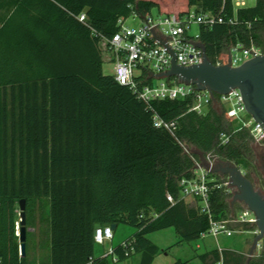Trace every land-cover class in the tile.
Listing matches in <instances>:
<instances>
[{
  "label": "trees",
  "instance_id": "trees-1",
  "mask_svg": "<svg viewBox=\"0 0 264 264\" xmlns=\"http://www.w3.org/2000/svg\"><path fill=\"white\" fill-rule=\"evenodd\" d=\"M223 2L0 0V264H28L27 242L22 256L17 235L22 198L27 210L32 200H49L50 264H115L95 254L97 223L135 226L114 254L119 262L139 253L137 264H153L160 246L150 233L174 227L177 243L192 242L209 230L211 217L227 218L241 208L231 203L227 187L217 186L226 175L210 174L209 212L199 199L178 200L179 180L213 151L219 163L239 166L255 185L252 172L263 169L264 153L253 146L249 129L232 119L219 94L205 114L190 110L192 95L146 103L104 73L100 41L119 29L120 17L153 8L182 15L193 8L226 18L200 25V42L214 64L224 63L237 44L264 51V0L251 7L226 0L224 9ZM82 12L86 22L79 20ZM155 113L178 122L176 136L154 125ZM223 133L229 135L224 144ZM198 257L205 264H264V254L249 257L225 247Z\"/></svg>",
  "mask_w": 264,
  "mask_h": 264
},
{
  "label": "built area",
  "instance_id": "built-area-1",
  "mask_svg": "<svg viewBox=\"0 0 264 264\" xmlns=\"http://www.w3.org/2000/svg\"><path fill=\"white\" fill-rule=\"evenodd\" d=\"M233 2L236 7L246 6L245 0H233ZM225 6L226 0H224L222 8L224 9ZM131 16H140L143 19V24L139 27L128 25L127 21ZM78 17L79 20L86 22L85 12H82ZM225 19L222 14L200 13L194 9L182 15L170 12L160 13L158 17H153L150 12L144 16L133 13L129 17H120L118 20L119 29L111 37L101 36L103 57L113 65L112 75L115 79L120 84L129 86L146 103L150 104L155 99H183L192 95L193 102L190 110L205 114L213 100L209 91L198 90L195 85L181 82V79L175 75L159 76L163 71L171 69L172 58L170 47L162 43L158 37L163 38L172 47L177 63H201L204 58V49L201 46L199 32L190 34L192 25L204 23L211 26L216 22H223ZM229 20L232 21L231 18ZM262 54L264 51L257 45L245 47L242 44H237L229 50L224 63L228 62L230 57L231 64L237 65ZM219 96L220 102L227 107L230 116L236 120L240 128L249 129L254 140L264 141L262 126L250 114H243L246 112V108L240 91L233 89L228 94H219ZM153 120L157 128L165 129L171 135L176 136L177 121L165 120L158 113L154 114ZM228 139L227 133L221 135V143H226ZM180 143L188 152L183 142L180 141ZM202 160L219 163L218 157L213 151L196 160L193 174L179 180L178 200L184 199L191 203L190 200L193 202L199 199L203 211L209 212L210 192L213 187L211 182L214 180L210 174L214 172L208 170ZM217 186L227 187V193L233 197L235 187L230 184L228 176L225 181L217 183ZM168 198L173 203L178 201L171 194L168 195ZM240 204L241 208L232 211L227 218L214 219L211 217L209 230L203 232L201 236L212 235L217 238L220 234L232 236L235 233H244L247 231L244 227L245 224L255 226L253 234L256 236L260 232L256 225V216L245 204ZM114 231L111 224L95 228L96 244L105 245L106 242L112 241L115 236ZM17 235L19 236V229ZM263 240L264 236L258 240L253 256L264 254ZM218 247L222 249L221 246ZM100 256H108L115 263L118 262V258L114 254V247L101 253ZM218 264H222V261Z\"/></svg>",
  "mask_w": 264,
  "mask_h": 264
},
{
  "label": "water",
  "instance_id": "water-1",
  "mask_svg": "<svg viewBox=\"0 0 264 264\" xmlns=\"http://www.w3.org/2000/svg\"><path fill=\"white\" fill-rule=\"evenodd\" d=\"M158 39L170 47L172 67L168 71H163L159 76H177L181 82L195 85L198 90H207L212 98L215 94H228L233 89H238L241 93L246 111L258 122L264 131V54L251 57L237 65L228 62L214 64L204 49V58L201 63H177L176 54L172 47L163 39ZM264 153V147L259 148V153ZM203 161V160H202ZM206 168L216 173L226 175L230 184L235 187V192L231 203L237 202L245 204L256 216V225L259 233L255 236L249 250V257H253L257 242L264 236V194L254 185L245 175L243 170L231 163H213L203 161ZM260 165L264 166L262 159ZM20 207V228L19 242L22 256L26 255L27 242V199L22 198L19 202ZM97 223L95 228L100 227ZM116 228V224H111Z\"/></svg>",
  "mask_w": 264,
  "mask_h": 264
},
{
  "label": "rangeland",
  "instance_id": "rangeland-1",
  "mask_svg": "<svg viewBox=\"0 0 264 264\" xmlns=\"http://www.w3.org/2000/svg\"><path fill=\"white\" fill-rule=\"evenodd\" d=\"M256 0H245V5L248 7L254 6ZM193 9V8H192ZM160 14L157 8H153L151 15L158 17ZM127 24L130 26L139 27L143 24V19L140 16H131ZM200 31L199 24H193L190 29V34H197ZM236 52V51H235ZM103 71L105 74L113 73V65L104 60ZM227 108V107H226ZM243 114L249 115V113L243 112ZM235 124H237L235 122ZM252 144L257 148L264 147V141H256L253 139ZM252 179L255 182V186L264 194V171L252 172ZM232 200V196H231ZM191 203H194L195 201ZM238 207V205H237ZM240 209V207H238ZM18 220L17 227L20 228V207L18 206ZM27 256L26 260L28 264H50V206L49 200L35 199L30 202L27 210ZM247 231L244 233H235L232 236H226L220 234L217 238L212 235H207L192 242H181L179 235L174 227H169L159 231H155L149 234V237L153 242L160 246L159 253L155 256L153 264H173L176 260H191L193 264H205L198 255L217 248L218 246L229 248L240 253H249V250L254 241L255 235L253 230L255 226L245 227ZM137 228L128 223H119L114 231V238L112 241L106 242L105 245L96 244L95 254L100 255L109 251L111 247H117L124 241L133 237ZM264 242V240H263ZM141 255L134 253L130 257L123 261L116 262L115 264H137L140 261Z\"/></svg>",
  "mask_w": 264,
  "mask_h": 264
},
{
  "label": "flooded vegetation",
  "instance_id": "flooded-vegetation-1",
  "mask_svg": "<svg viewBox=\"0 0 264 264\" xmlns=\"http://www.w3.org/2000/svg\"><path fill=\"white\" fill-rule=\"evenodd\" d=\"M263 170H264V166H263Z\"/></svg>",
  "mask_w": 264,
  "mask_h": 264
}]
</instances>
